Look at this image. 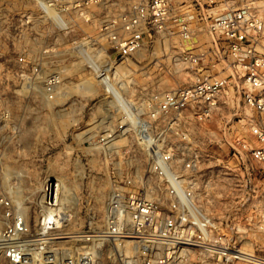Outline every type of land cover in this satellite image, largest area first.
Segmentation results:
<instances>
[{
	"label": "built area",
	"instance_id": "built-area-1",
	"mask_svg": "<svg viewBox=\"0 0 264 264\" xmlns=\"http://www.w3.org/2000/svg\"><path fill=\"white\" fill-rule=\"evenodd\" d=\"M0 18L18 96L72 124L80 164L32 226L1 200L7 264H264L245 249L264 235V0H3Z\"/></svg>",
	"mask_w": 264,
	"mask_h": 264
},
{
	"label": "rangeland",
	"instance_id": "rangeland-1",
	"mask_svg": "<svg viewBox=\"0 0 264 264\" xmlns=\"http://www.w3.org/2000/svg\"><path fill=\"white\" fill-rule=\"evenodd\" d=\"M11 58L0 38V233L5 223L1 200L24 208L32 226L48 180L71 178L72 170L80 167L73 154L78 145L71 137L72 124L57 123V113L41 112L35 103L18 96ZM185 81V76L174 80ZM250 241L253 245L245 249L263 257L264 235L257 233ZM0 264H7L1 251Z\"/></svg>",
	"mask_w": 264,
	"mask_h": 264
},
{
	"label": "bare ground",
	"instance_id": "bare-ground-1",
	"mask_svg": "<svg viewBox=\"0 0 264 264\" xmlns=\"http://www.w3.org/2000/svg\"><path fill=\"white\" fill-rule=\"evenodd\" d=\"M241 257H246V258H249V256H247V255H242ZM249 259H254V260H256V261H259V262H261V258H259V257H250Z\"/></svg>",
	"mask_w": 264,
	"mask_h": 264
}]
</instances>
